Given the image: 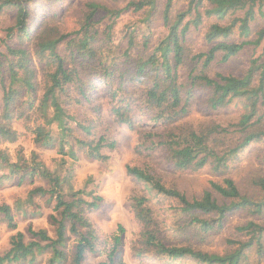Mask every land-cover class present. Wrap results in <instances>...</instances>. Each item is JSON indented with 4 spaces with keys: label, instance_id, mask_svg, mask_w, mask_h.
I'll list each match as a JSON object with an SVG mask.
<instances>
[{
    "label": "trees",
    "instance_id": "1",
    "mask_svg": "<svg viewBox=\"0 0 264 264\" xmlns=\"http://www.w3.org/2000/svg\"><path fill=\"white\" fill-rule=\"evenodd\" d=\"M125 1V9H132L139 17L124 31H116L115 26L123 10L91 2L74 37L70 32L39 37V29L30 28L34 17L31 9L38 0L0 3V15L8 7H17L16 23L8 34L17 30L22 41L34 40L38 57L46 61V79L41 82L28 48L6 44L0 51V146L18 141L14 121L38 114L42 122L34 128L37 145L57 149L62 157L74 160L80 152L90 159L104 160L103 150L115 148L116 142L104 136L78 138L79 131L93 136L92 127L68 107L74 100L72 91L81 96L74 100L77 104L92 102L91 95L101 92L116 120L144 128L137 146L140 163L128 166L127 172L148 186L149 197L155 194L174 201L173 209L180 216L177 231L208 237L212 226L203 217L214 214L216 221H223L228 214L239 211L250 216L235 226L237 237L226 239L223 253L210 252L188 239L183 243L168 242L151 207L146 206L150 198L134 196L133 212L142 224L135 254L164 264H264L263 175H250L243 189L229 177L222 183L213 182V190L230 199L219 205L210 192L201 200H189L181 191L167 186L164 172L150 162L158 154L161 164L175 172L211 166L226 176L229 166L239 162L251 146L259 144L264 149V53L253 56L240 76L209 74L218 54L226 63L247 46L263 44L264 29L254 34L253 24L264 16V0H180L181 4L178 0H164L163 6L161 0ZM99 11L103 17H97ZM106 19L108 24L102 28ZM205 25V40L213 46L198 52L188 42V35ZM157 26L161 33H157ZM253 35L255 39H251ZM61 46L63 52L59 50ZM65 52H69V58ZM196 101L214 115L211 121L192 118ZM232 107L241 109L236 119L226 122L220 118ZM0 172V183L4 184L12 183L15 177L19 184L27 178L36 184L32 181L36 177L44 182L29 191L26 202L33 205L34 198H47L53 208L50 222L54 228L53 235L48 229L32 226L20 231L13 207L0 204V214L15 232L9 249L0 255V264H85L88 255L100 253V232L90 218L102 205L100 196L75 190L67 171H50L36 162H12L1 149ZM5 177L6 181L2 180ZM88 195L94 197L89 201ZM118 231L102 264H121L124 230L120 226ZM72 236L76 245L69 262L67 249Z\"/></svg>",
    "mask_w": 264,
    "mask_h": 264
},
{
    "label": "rangeland",
    "instance_id": "2",
    "mask_svg": "<svg viewBox=\"0 0 264 264\" xmlns=\"http://www.w3.org/2000/svg\"><path fill=\"white\" fill-rule=\"evenodd\" d=\"M5 0H0L2 3ZM179 4L180 3V0ZM91 2L96 4H106L110 9L123 10L117 18L115 24L116 31H124L130 26L139 14L134 13L132 9H125L127 1L125 0H38L34 4L30 20L31 29H39V37L58 36L61 33H75L80 29L84 21L87 5ZM164 0H161L163 6ZM17 7H8L0 15V51L5 50L6 44L13 47L23 46L28 48L33 58V64L39 72L38 81L44 82L46 79L45 71L46 61L41 60L36 53V43L33 41H22L18 37L17 30L14 34H8V29L16 23ZM104 13L99 11L97 17H103ZM108 20L102 22L101 27H105ZM264 29V16L258 17L253 24L254 34ZM161 28L157 26V33H161ZM206 25L200 29H192L188 35V42L192 48L198 52H205L213 45L205 40ZM10 35V36H8ZM141 39V38H140ZM251 39H255V36ZM264 42L260 47L247 46L237 57L229 62L222 63L220 61L221 54L217 55L216 60L210 67V75L222 73L225 75L244 74L246 67L249 65L253 56H260L264 53ZM64 51L63 46L59 49ZM65 56L69 58V52H65ZM74 100L80 98L78 92H70ZM92 102H84L77 104L71 100L68 105L71 113L75 114L79 120L92 127L93 136H87L82 132H77L78 138L91 140L104 136L109 142H116L113 149L105 148L103 154L106 156L104 160H93L86 156L84 152L77 154V160L71 159L69 156L62 157L58 154L57 149H45L35 143L34 128L36 124L41 123L38 114H30L26 119L13 122V127L19 134L18 141L15 143H4L0 149L9 155L12 162L21 161L22 164L32 165L37 163L45 166L50 171H67L72 176V184L75 190H85L94 196H100L103 201L101 207L91 213L90 218L97 225L100 232V253L96 255H88L85 264H102L112 247V238L118 234L121 226L124 230L122 234V247L120 249L121 264H164L163 261L148 256H138L135 254L134 248L138 246L142 224L135 217L133 212V197L150 198V202L146 203L147 207H151L153 218L157 220V225L163 234L171 243H183L188 239L189 242L201 247L205 251L223 253L226 250V239L236 238L235 226L245 223L250 216L245 212H233L228 214L223 221H216L214 214H209L204 219L211 224L212 229L208 237H201L199 234L190 232L180 233L177 231L180 216L174 211L176 206L174 201L165 199L164 197L148 196V186L127 172L128 166L138 165L140 155L137 146L140 139L141 127L135 124L130 127L115 119L108 104V99L101 92L95 91ZM2 111V103L0 102V113ZM221 113L220 118L226 122L236 119L241 109L232 107ZM216 116V115H215ZM214 115L206 109L199 106L196 101L192 109V118L195 121H211ZM150 126V125H149ZM145 128H148L146 125ZM156 131V129H153ZM264 149L261 145L256 144L247 149L240 157L239 162L229 166L226 176H222L212 170L211 166L204 167L200 170L173 171L172 168H165L161 164L160 156L156 154L150 159L151 164L158 167L159 172L163 171V180L167 186L174 187L184 193L189 200H201L206 192H210L212 197L219 205L228 203L230 199L223 197L213 190L211 184L213 182L222 183L224 178H232L236 184L243 189L250 175L264 176ZM65 162L62 163V159ZM1 174V172H0ZM6 177L2 180L6 181ZM38 177L31 182L30 178L19 184V178L15 177L12 183H0V204H10L13 207L18 230L25 232L29 226L39 229H48L50 235L54 234V228L50 222V215L53 212L52 204L48 203L47 198H34L33 205L26 202L27 195L35 185L44 183L39 181ZM4 181V182H5ZM88 195L87 200H91L94 196ZM24 211H27V213ZM29 213V214H28ZM264 221V217L262 219ZM221 222V223H219ZM219 223V226L216 224ZM15 232L10 230L3 216L0 214V255L4 254L10 247V238ZM202 238V239H200ZM76 239L72 236L68 245L69 262L73 259L75 251ZM40 264H45L40 263ZM69 264V263H68ZM176 264V263H175ZM182 264H193L192 262H183Z\"/></svg>",
    "mask_w": 264,
    "mask_h": 264
}]
</instances>
